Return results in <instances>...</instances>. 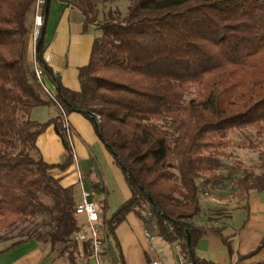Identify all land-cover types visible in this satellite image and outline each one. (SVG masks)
Masks as SVG:
<instances>
[{
    "label": "trees",
    "instance_id": "16d2710c",
    "mask_svg": "<svg viewBox=\"0 0 264 264\" xmlns=\"http://www.w3.org/2000/svg\"><path fill=\"white\" fill-rule=\"evenodd\" d=\"M34 3L0 0V243L12 240L10 248L33 240L66 264H78L73 189L49 174L70 166L73 151L58 106L42 92L28 59ZM67 4L83 16L84 28L99 33L78 71L79 91L63 87L44 63L42 27L34 56L64 112L93 123L130 191L110 216H100L105 246L112 241L119 248L115 230L133 214L155 237L178 244L189 263L213 264L196 255L198 242L212 233L230 244L221 230L196 222L202 196L230 186L245 201L264 191V149L260 174L238 175L222 161L231 147L257 148L247 130L256 139L264 134V0ZM44 106L54 107L56 116L32 121L31 111ZM51 125L64 148L56 165L45 163L36 147ZM239 133L242 140H236ZM23 224L15 240L3 237ZM83 250L90 257L88 243Z\"/></svg>",
    "mask_w": 264,
    "mask_h": 264
},
{
    "label": "crops",
    "instance_id": "0c3cea01",
    "mask_svg": "<svg viewBox=\"0 0 264 264\" xmlns=\"http://www.w3.org/2000/svg\"><path fill=\"white\" fill-rule=\"evenodd\" d=\"M67 1L47 2L42 25L46 44L43 60L53 74L59 77L63 87L77 92L79 91L78 71L88 64L92 42L99 33L93 26L84 28L83 16L67 4ZM121 5L126 8L124 1L117 3L120 12ZM28 59L32 60L29 54ZM47 84L55 92L53 86L48 82ZM56 114L57 111L52 106L38 107L31 111L30 119L41 123L55 117ZM66 116L75 160L67 168H55L50 170L49 174L59 180L62 188L73 189L76 204L81 199L82 189L89 192L90 200L98 208L99 217H108L130 197L123 173L114 164L111 154L99 139L93 123L79 112H70ZM36 147L45 163L56 165L62 161L64 148L52 125L38 136ZM77 173L81 175V182ZM260 206L264 207V191L253 193L241 202L239 209L228 220V230L232 231L228 235L231 239L230 248H226L222 240H217L208 233L198 242L196 255L213 264H255L264 261V228H262L264 215L258 212L259 217L256 216L258 222L255 223L251 216V211L253 214L257 210L254 209ZM244 210L249 214L242 224L235 225L236 215ZM200 218L201 216L196 222L199 220L203 224ZM76 219L79 227L84 222V217L76 216ZM257 231L260 232L257 234ZM241 235L244 239L250 240L248 242L252 244L248 246L250 248H245L247 244L242 245ZM115 236L119 248L114 242H108L100 258L101 264H118L119 250L124 264H150L153 261L159 264H176L178 252H183L178 244H169L155 237L153 232L146 230L133 214H128L125 221L116 228ZM9 245L0 247V264H66L62 258L56 256V251L33 240H25L8 248ZM83 246L84 244H78L81 257L78 264H94L90 257L85 258ZM248 254L251 256L243 260L239 259ZM184 260L189 263L187 259Z\"/></svg>",
    "mask_w": 264,
    "mask_h": 264
},
{
    "label": "rangeland",
    "instance_id": "374dc122",
    "mask_svg": "<svg viewBox=\"0 0 264 264\" xmlns=\"http://www.w3.org/2000/svg\"><path fill=\"white\" fill-rule=\"evenodd\" d=\"M126 4V3H125ZM119 9V8H118ZM121 13H125V6L121 5L120 7ZM34 31L31 36V41H30V47H29V55H31V58L33 57V45H34ZM36 41V40H35ZM249 138H251V141L256 145V149H238L236 147H231L228 150V153L230 157L228 159H223V165L224 167L228 168H234L235 171L237 172L238 175H242L245 172H253L255 174H260V152L264 149V134L260 139L255 138V132L251 129L247 130L245 132ZM236 140H242V135L239 133L237 134ZM243 202L240 198L235 196L233 189L230 188V186H227L226 188L217 190L215 192H211L207 194V196L203 195L201 198V207H202V212H201V218L200 220L202 223H208V225L212 226L213 228H217L221 230V235L226 239L227 241L231 242L230 237L228 236L230 232L229 229V219H231L234 215V213L239 209L240 203ZM264 208V207H263ZM263 208L262 206L256 207L254 210H256L253 214L251 211V216L253 217V223L258 222L256 220V216L259 217L258 212L260 215L263 214ZM115 209H113L114 211ZM263 210V211H262ZM112 212V211H111ZM249 213H246V211H242L241 214L236 215V222L234 221L235 225H240L242 224L244 218L248 215ZM255 214V216H254ZM204 221V222H203ZM199 222V220H197ZM234 225V226H235ZM21 226H18L17 229H15L12 232L6 233L3 235V237H11L13 240L17 238V234L20 231ZM264 228V225L262 226ZM261 228V229H262ZM259 230V228H257ZM261 231V230H260ZM260 231H257L256 233L258 234ZM212 234V233H211ZM261 234V233H260ZM217 240H220V237L212 234ZM242 245L244 244L246 246L245 248H250L248 246L250 245V240L248 238L244 239L241 235V240ZM247 241V242H246ZM12 242V240H8L4 243H0V247L7 246ZM260 240H258V243ZM225 245V244H224ZM226 248H228L227 245H225Z\"/></svg>",
    "mask_w": 264,
    "mask_h": 264
},
{
    "label": "built area",
    "instance_id": "2783aa9c",
    "mask_svg": "<svg viewBox=\"0 0 264 264\" xmlns=\"http://www.w3.org/2000/svg\"><path fill=\"white\" fill-rule=\"evenodd\" d=\"M47 0H35L34 3V19H33V25H34V39L36 40L39 29L42 27L44 22V16L42 14V7L46 3ZM33 45V57H32V63L34 66V73L36 80L46 96L47 99L52 101L54 104L58 106L60 115H61V121L63 127L68 132V121L67 116L64 110L58 105L56 99H55V92L50 89V87L47 84L46 79L44 78V75L41 71V69L37 66L34 52H35V41ZM45 63V61H44ZM73 160L74 156H73ZM78 180L81 182V175L77 173ZM75 214L76 216H83L84 222L79 225V230L75 234L74 239L78 244H86L88 243L90 246V258L94 262V264H101L100 258L103 253L105 242H104V233L100 226V217L98 213V208L94 202L90 200V193L83 190L81 192V199L76 204L75 207ZM150 264H159L157 261H153ZM176 264H191L187 263L183 259V255L181 252H178V261Z\"/></svg>",
    "mask_w": 264,
    "mask_h": 264
},
{
    "label": "water",
    "instance_id": "95a60500",
    "mask_svg": "<svg viewBox=\"0 0 264 264\" xmlns=\"http://www.w3.org/2000/svg\"><path fill=\"white\" fill-rule=\"evenodd\" d=\"M187 248H188V251L190 252V255L192 256V251L190 249V244H189V238L187 237ZM193 264V263H191Z\"/></svg>",
    "mask_w": 264,
    "mask_h": 264
}]
</instances>
